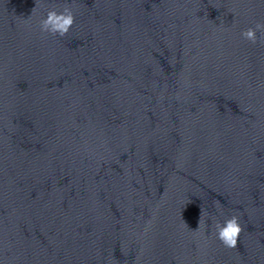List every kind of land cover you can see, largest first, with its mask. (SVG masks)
<instances>
[{
  "label": "water",
  "instance_id": "obj_1",
  "mask_svg": "<svg viewBox=\"0 0 264 264\" xmlns=\"http://www.w3.org/2000/svg\"><path fill=\"white\" fill-rule=\"evenodd\" d=\"M0 264H264V0H0Z\"/></svg>",
  "mask_w": 264,
  "mask_h": 264
},
{
  "label": "clouds",
  "instance_id": "obj_2",
  "mask_svg": "<svg viewBox=\"0 0 264 264\" xmlns=\"http://www.w3.org/2000/svg\"><path fill=\"white\" fill-rule=\"evenodd\" d=\"M72 16L68 14L67 16L63 14H57L54 12H49L46 19L42 21L44 28L53 31L59 32L63 35L67 32L68 27L72 24ZM261 25H257V28H260ZM243 35L250 39L255 40V33L252 29L244 32ZM240 231L235 218L226 221L225 226L219 228V238L224 241L228 246H233L236 242L235 238Z\"/></svg>",
  "mask_w": 264,
  "mask_h": 264
}]
</instances>
